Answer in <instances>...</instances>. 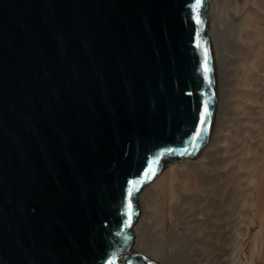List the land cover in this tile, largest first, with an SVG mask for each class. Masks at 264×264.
<instances>
[{
    "label": "water",
    "instance_id": "obj_1",
    "mask_svg": "<svg viewBox=\"0 0 264 264\" xmlns=\"http://www.w3.org/2000/svg\"><path fill=\"white\" fill-rule=\"evenodd\" d=\"M207 2L0 0V264H152L138 195L216 117Z\"/></svg>",
    "mask_w": 264,
    "mask_h": 264
},
{
    "label": "bare ground",
    "instance_id": "obj_2",
    "mask_svg": "<svg viewBox=\"0 0 264 264\" xmlns=\"http://www.w3.org/2000/svg\"><path fill=\"white\" fill-rule=\"evenodd\" d=\"M218 3L206 9L218 78L210 139L175 166L182 181L160 175L155 203L139 198L132 251L152 264L264 261V0Z\"/></svg>",
    "mask_w": 264,
    "mask_h": 264
},
{
    "label": "rangeland",
    "instance_id": "obj_3",
    "mask_svg": "<svg viewBox=\"0 0 264 264\" xmlns=\"http://www.w3.org/2000/svg\"><path fill=\"white\" fill-rule=\"evenodd\" d=\"M225 1H227V0H219V3H218V7H221V9L223 8V5H224V3H225ZM221 12H222V10H220ZM261 67V68H260ZM260 70L262 71V72H264V61L260 64ZM263 97H264V91H263ZM263 131H264V126H263ZM179 163H181V162H177V163H174V162H170V163H165L164 164V167H163V169L161 170V172H160V174L156 177V179L157 178H159V177H161V176H164V174L166 175V173H173V175L174 174H178L177 175V177H178V181H182V179H183V174H182V171H178V169H177V171L175 170L176 168H175V166L177 167V165L179 164ZM172 168V169H171ZM174 168V169H173ZM173 170H175V173H174V171ZM172 171V172H171ZM179 172V173H178ZM161 175V176H160ZM170 177V176H169ZM168 177V179L166 180L167 182H169L170 181V178ZM180 178V179H179ZM182 178V179H181ZM153 181L154 180H152L149 184H147L141 191H140V193H139V198H140V196H142V194H144L145 196H146V200H147V202L149 201V202H151L152 204H154L155 203V188L152 186L153 184ZM181 183V182H180ZM152 184V185H151ZM153 188V189H152ZM152 190H154V193H153V191ZM152 191V192H151ZM140 204V203H139ZM141 206V205H140ZM187 207H189V206H187ZM187 211V213L189 214V212H190V207L189 208H187L186 209ZM141 214H142V207H141ZM141 214H140V216H141ZM138 220H139V218H138ZM138 222V221H137ZM137 224V223H136ZM136 226V225H135ZM260 264H264V261H261L260 262Z\"/></svg>",
    "mask_w": 264,
    "mask_h": 264
},
{
    "label": "snow or ice",
    "instance_id": "obj_4",
    "mask_svg": "<svg viewBox=\"0 0 264 264\" xmlns=\"http://www.w3.org/2000/svg\"><path fill=\"white\" fill-rule=\"evenodd\" d=\"M199 4H200V0H197L196 5L194 6V10L199 8ZM130 195H131V193H130Z\"/></svg>",
    "mask_w": 264,
    "mask_h": 264
}]
</instances>
